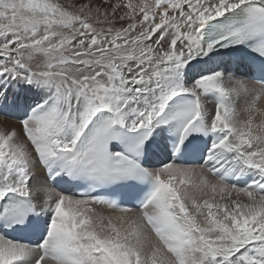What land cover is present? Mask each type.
<instances>
[{"label":"snow or ice","instance_id":"6c2138e0","mask_svg":"<svg viewBox=\"0 0 264 264\" xmlns=\"http://www.w3.org/2000/svg\"><path fill=\"white\" fill-rule=\"evenodd\" d=\"M0 264H264V0H0Z\"/></svg>","mask_w":264,"mask_h":264},{"label":"rangeland","instance_id":"374dc122","mask_svg":"<svg viewBox=\"0 0 264 264\" xmlns=\"http://www.w3.org/2000/svg\"><path fill=\"white\" fill-rule=\"evenodd\" d=\"M10 123H14V121H10Z\"/></svg>","mask_w":264,"mask_h":264},{"label":"bare ground","instance_id":"6f19581e","mask_svg":"<svg viewBox=\"0 0 264 264\" xmlns=\"http://www.w3.org/2000/svg\"><path fill=\"white\" fill-rule=\"evenodd\" d=\"M243 102L241 101V104H242Z\"/></svg>","mask_w":264,"mask_h":264}]
</instances>
